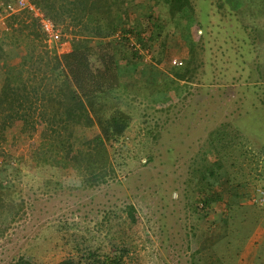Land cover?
<instances>
[{"label":"rangeland","instance_id":"rangeland-1","mask_svg":"<svg viewBox=\"0 0 264 264\" xmlns=\"http://www.w3.org/2000/svg\"><path fill=\"white\" fill-rule=\"evenodd\" d=\"M7 1L0 0V86L6 66L34 45L36 53L73 48L63 25L62 44L49 45L32 16L8 12ZM121 2L126 27L141 36L117 33L128 84L117 100L132 119L110 145L115 172L86 186L78 170L52 163L42 123L13 117L1 144L20 174L2 182L14 181L23 207L0 239V264H56L98 246L113 254L128 246L126 264H264V0H190L191 9L184 0L172 8L166 0ZM188 69L191 76L178 77ZM226 122L244 134L241 148H220L241 191L231 206L222 199L203 209L193 168L218 155L209 135Z\"/></svg>","mask_w":264,"mask_h":264},{"label":"trees","instance_id":"trees-1","mask_svg":"<svg viewBox=\"0 0 264 264\" xmlns=\"http://www.w3.org/2000/svg\"><path fill=\"white\" fill-rule=\"evenodd\" d=\"M32 1L55 23L63 25L65 32L73 33V48L61 54L48 50L36 53L38 47L34 45L22 55L17 66H6L5 80L0 86V239L23 207V201L18 202L12 196L10 188L14 181L8 186L2 182L5 175L9 177L13 173L14 179L20 174L19 163H12V157L1 144L13 117L25 124H31L30 121L42 123L51 133L47 140L48 147L55 149L51 155H57L52 163L78 170L86 186L106 182L115 172L110 145L125 133L132 119L117 100L116 92L128 89V84L124 83L127 77L119 64L117 43L121 38L118 40L117 33L140 35L141 32L126 27L120 12L121 0ZM166 1L172 8L175 0ZM184 2L191 9L190 0ZM32 18L38 24L37 19ZM153 27L149 39L155 41L158 24L153 22ZM135 54L141 57L137 52ZM133 63L130 60V64ZM178 75L182 78L192 73L188 69ZM94 125L98 126V131L92 136H78L75 132L79 126ZM243 136L232 122L223 123L210 133L209 141L218 155L206 162L201 157L193 168L197 188L203 194L201 208H209L222 199L229 206L237 201L241 190L236 187L230 169L226 168L227 154L222 155L220 148H241ZM226 176L230 182L224 187ZM127 211L133 218L132 205L127 206ZM129 249L128 246L120 247L113 254L98 246L89 248L80 259L67 257L56 264H126L124 256ZM10 264L24 263L14 261Z\"/></svg>","mask_w":264,"mask_h":264},{"label":"built area","instance_id":"built-area-1","mask_svg":"<svg viewBox=\"0 0 264 264\" xmlns=\"http://www.w3.org/2000/svg\"><path fill=\"white\" fill-rule=\"evenodd\" d=\"M5 9L10 13H16L20 11L28 12L32 17L37 19L40 29L49 45L62 44L65 34L62 31L61 25L55 23L49 16H47L42 8L34 1L10 0L6 3ZM174 62L178 63L176 60H174Z\"/></svg>","mask_w":264,"mask_h":264},{"label":"crops","instance_id":"crops-1","mask_svg":"<svg viewBox=\"0 0 264 264\" xmlns=\"http://www.w3.org/2000/svg\"><path fill=\"white\" fill-rule=\"evenodd\" d=\"M70 44V43H69Z\"/></svg>","mask_w":264,"mask_h":264}]
</instances>
